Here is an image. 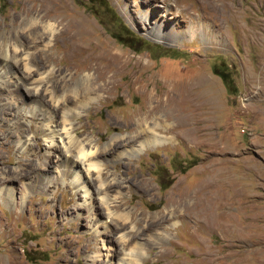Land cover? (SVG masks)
I'll list each match as a JSON object with an SVG mask.
<instances>
[{
  "label": "rangeland",
  "instance_id": "rangeland-1",
  "mask_svg": "<svg viewBox=\"0 0 264 264\" xmlns=\"http://www.w3.org/2000/svg\"><path fill=\"white\" fill-rule=\"evenodd\" d=\"M154 26L170 36L155 37ZM192 27L194 35L188 32ZM17 36L41 69L56 71L53 85L88 72L114 76V84L80 110L73 133L96 146L111 143L101 171L120 184L112 192L115 209L132 212L139 236L150 239L142 264H208L213 257V264H264V0H0V38L12 56L8 38ZM75 45L92 52L94 61L72 57ZM114 52L128 63L104 57ZM214 65L229 72L234 95L213 73ZM120 68L134 74L136 84L127 82L128 75L118 77ZM14 69L23 72L20 60ZM40 90L39 97L48 99ZM149 94L161 103L145 122L157 123L153 132L164 140L140 146L133 119L144 115ZM6 114L0 111V187L14 188L16 203L0 193V264H92L89 255L101 243L93 238L89 212L77 210L82 192L68 180L26 190L46 158L48 141L33 114L26 112L20 125H9ZM20 136L29 140L26 150L18 145ZM124 144L140 149L125 154ZM50 149L52 171L61 141ZM87 176L92 189L95 179ZM180 195L190 197L189 204L170 219ZM197 197L201 217L192 204ZM161 215L168 219L144 230ZM196 217L204 222L195 223ZM120 221L115 217L114 223ZM165 229L168 237H150ZM114 232L111 240L104 237L111 247L101 250L98 264L108 258L114 264L122 255ZM138 245L131 239L126 251L141 255Z\"/></svg>",
  "mask_w": 264,
  "mask_h": 264
},
{
  "label": "bare ground",
  "instance_id": "bare-ground-1",
  "mask_svg": "<svg viewBox=\"0 0 264 264\" xmlns=\"http://www.w3.org/2000/svg\"><path fill=\"white\" fill-rule=\"evenodd\" d=\"M50 27L52 29V24ZM191 29H193V27L189 28L188 32L194 35L195 31ZM150 33L157 38H168L170 36L169 34H164L160 26H154ZM189 33L187 35H189ZM72 34L76 37L78 35V31H74ZM85 34L86 33L80 32L79 35H81V37L84 36L87 38ZM4 40L0 38V74L3 76L2 84H0V111H6L7 114L3 115L2 118L8 122V124L17 123L20 125L25 120L26 112H29L38 118L41 133L48 141V145L46 146L45 150L46 158L43 163H41V168L39 167L40 169L35 170L34 178L25 184L26 190L38 187L47 189L53 182L56 183L59 181L63 182V180H68L69 183L72 184L74 188H76V190H80L82 192V200L78 204L77 210H83L84 208L87 212H89L92 221L90 226L92 228L93 238H95L96 243L99 240L101 243V247L97 248L93 254L89 255L91 263L98 264L101 261V257L103 256L101 250L110 249L109 247L111 246L107 244V240L104 237L109 236L111 240V232L112 229L115 228L116 233H114L117 235V244L120 246L119 248L122 255L114 261V264H142L141 261L144 254L143 248L150 241V239L139 236V226L134 220L135 218H133L134 214L132 212L122 213L115 209L116 196L114 195L115 193L113 194L112 192L114 190H118L120 188V184L113 174H110L109 178L104 179L101 171L103 161L112 155L111 143L107 144L105 147H100L98 145L96 146L95 143L93 145V141L91 139L81 140L73 133L75 131L73 122L78 117L80 110L86 105L88 101L93 99L94 96L97 97L99 96L100 92L108 90L109 86L114 84V76L108 75L109 72L106 70H102L99 77H96L95 73L91 74L88 72L80 75V77L70 76L69 80H63L62 83H56L53 85V83H50V77H52L56 72H54L53 67L49 69L46 68V72L41 69L37 61L38 58L33 55L34 53L24 50L22 47L24 44H19L20 39L18 36L15 39L12 37L8 38V42H11V44L13 43L14 54L16 53L15 55L13 54V56L12 52H9L7 49H5ZM65 41L67 42V40ZM18 51L20 56H16ZM72 51L73 54H70L72 57L82 56L90 61H94L95 59V55L92 54V52L82 48L80 49L78 45H75ZM104 57L112 62L123 61L126 64L128 63L124 61L123 53H108L107 55L105 54ZM19 60L22 62L23 66V72L21 73H17L18 71L16 72L14 69L15 66H17ZM90 66L94 67V62H91ZM40 69L44 72L39 71ZM57 71L60 72L59 70ZM37 72H39L41 75L39 77L36 76L37 78H35L34 76ZM115 74H119L118 77L120 78H124L128 75L125 73L123 68L118 69ZM128 76L130 79L127 82L129 84H136L137 77L134 74ZM40 88L41 90L43 89V91H45L48 99H42L39 97L38 91ZM23 89H25V91H23ZM186 96L188 99L191 98L188 94ZM148 97L149 105L144 111V115L139 118L138 113H136L133 119L135 128L138 127L140 129V133L138 135V138H141L140 146H143L144 144L160 143L164 140L163 138H160L157 133L155 134V132H153L157 123L152 122L148 124L145 122L154 113L156 105L161 103L159 96L155 99L152 94H149ZM70 103H73L74 106H70ZM10 107H12V111H8ZM27 108L28 110H26ZM57 140L61 141L63 151H61L60 155L56 156V166L52 171H50L48 166V157L52 154L50 147L53 146ZM17 142L22 150H26L25 148L29 147V140L26 136L18 137ZM91 144L92 146H90ZM137 147H133V145L125 146L124 144L121 149L123 153L129 154V151H139L140 148ZM117 156L120 157V155ZM87 175H91L95 179V185L92 189L89 186L90 181ZM0 193L5 196L9 204L14 205L16 203L14 202L16 194L14 188L7 185H1ZM119 193L120 191L116 192V194ZM24 197L25 194L22 198V203L24 201ZM189 198L190 197L186 195H180L178 197L174 210L169 211L172 212V214L169 216L170 219L174 217L180 206L189 204ZM192 204L199 207L200 212H198V214L201 217V213L203 212L204 208L202 207L203 204L201 198L197 197L195 201L192 202ZM99 206L102 207L101 210ZM115 217L121 220L120 223H114ZM200 217L198 219L197 217L195 218V223L200 221L202 224L204 222V220H200ZM218 217L223 219L221 214H218ZM209 218L210 219H205L206 224L210 223L209 220L213 221L214 217L211 215ZM167 219V216L161 215L157 222L155 220L149 221V224L147 223V226L144 228V230H149L153 226L165 222ZM219 220L220 218H216L215 221V225L218 227L221 225V221ZM102 222L105 223L103 229L100 228V224ZM175 224L176 222L170 225L173 226ZM168 233V230L165 229L162 232H154V234L152 233L153 235L151 234L152 236L150 237L159 240L168 237ZM131 239H136L137 243L139 244L138 247L142 252L141 255L134 256V254H130L128 251H126V245ZM133 248L135 249L137 247ZM131 257H133L132 261ZM217 259L218 258L215 257L209 259L208 264H213L215 261H218ZM106 264H111V260L109 258L106 259Z\"/></svg>",
  "mask_w": 264,
  "mask_h": 264
},
{
  "label": "trees",
  "instance_id": "trees-1",
  "mask_svg": "<svg viewBox=\"0 0 264 264\" xmlns=\"http://www.w3.org/2000/svg\"><path fill=\"white\" fill-rule=\"evenodd\" d=\"M116 38L121 41V39L118 36H116ZM212 70H213V73L218 75L220 79L222 80L227 93L234 95L237 89H236V86L234 85L233 78L230 76L229 72L225 70L223 66L221 67L217 65H214Z\"/></svg>",
  "mask_w": 264,
  "mask_h": 264
}]
</instances>
